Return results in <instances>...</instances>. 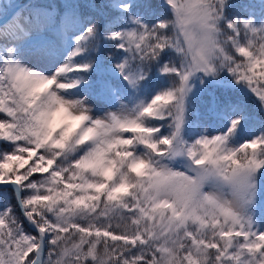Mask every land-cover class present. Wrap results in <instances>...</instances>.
Listing matches in <instances>:
<instances>
[{
	"label": "snow or ice",
	"instance_id": "obj_1",
	"mask_svg": "<svg viewBox=\"0 0 264 264\" xmlns=\"http://www.w3.org/2000/svg\"><path fill=\"white\" fill-rule=\"evenodd\" d=\"M0 264H264V0H0Z\"/></svg>",
	"mask_w": 264,
	"mask_h": 264
}]
</instances>
